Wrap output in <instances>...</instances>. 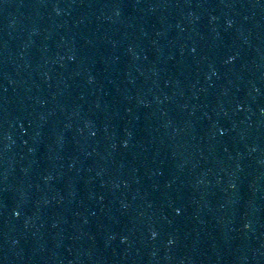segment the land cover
Masks as SVG:
<instances>
[{
	"label": "water",
	"instance_id": "1",
	"mask_svg": "<svg viewBox=\"0 0 264 264\" xmlns=\"http://www.w3.org/2000/svg\"><path fill=\"white\" fill-rule=\"evenodd\" d=\"M248 0H0V227L87 165Z\"/></svg>",
	"mask_w": 264,
	"mask_h": 264
}]
</instances>
